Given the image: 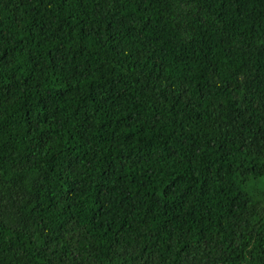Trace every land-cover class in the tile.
I'll list each match as a JSON object with an SVG mask.
<instances>
[{
  "label": "trees",
  "instance_id": "16d2710c",
  "mask_svg": "<svg viewBox=\"0 0 264 264\" xmlns=\"http://www.w3.org/2000/svg\"><path fill=\"white\" fill-rule=\"evenodd\" d=\"M0 264H264V0H0Z\"/></svg>",
  "mask_w": 264,
  "mask_h": 264
}]
</instances>
